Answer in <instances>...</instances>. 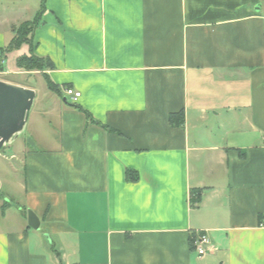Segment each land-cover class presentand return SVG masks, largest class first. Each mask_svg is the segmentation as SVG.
<instances>
[{"label": "crops", "instance_id": "obj_1", "mask_svg": "<svg viewBox=\"0 0 264 264\" xmlns=\"http://www.w3.org/2000/svg\"><path fill=\"white\" fill-rule=\"evenodd\" d=\"M31 52L60 93L0 152V264H264V0H0V79Z\"/></svg>", "mask_w": 264, "mask_h": 264}, {"label": "water", "instance_id": "obj_2", "mask_svg": "<svg viewBox=\"0 0 264 264\" xmlns=\"http://www.w3.org/2000/svg\"><path fill=\"white\" fill-rule=\"evenodd\" d=\"M35 95L33 88L0 79V150L25 131ZM27 222L32 229L39 228V219L31 210Z\"/></svg>", "mask_w": 264, "mask_h": 264}, {"label": "trees", "instance_id": "obj_3", "mask_svg": "<svg viewBox=\"0 0 264 264\" xmlns=\"http://www.w3.org/2000/svg\"><path fill=\"white\" fill-rule=\"evenodd\" d=\"M41 8L38 13L34 16L32 20L22 22L16 29H14V35L12 39L8 42V44L1 49V52H8L13 49H17L22 43H27L30 47L32 44V31L33 29L40 23V12ZM16 64L19 68L25 71H41V75L44 79L45 86L49 91L59 94L60 89H58L57 85H55L48 76L45 75L44 71L52 67V63L50 59L47 57L37 56L31 52L29 56L22 55L17 58ZM180 116L177 123H181L182 116L181 114H171L169 116L170 123L176 122V117ZM125 179L134 181L137 179L136 172L131 169L125 170ZM193 193V191H192ZM196 235L193 236V239ZM192 239V240H193Z\"/></svg>", "mask_w": 264, "mask_h": 264}, {"label": "rangeland", "instance_id": "obj_4", "mask_svg": "<svg viewBox=\"0 0 264 264\" xmlns=\"http://www.w3.org/2000/svg\"><path fill=\"white\" fill-rule=\"evenodd\" d=\"M22 44H25L23 46H27L26 45L27 43H22ZM20 46L18 48H20ZM25 53L27 52L25 51ZM41 74H42L41 71H36V70L25 71L24 70V73L21 74V76L17 75V76L4 77V78L11 80V81H18V83L22 86L32 87L36 91L37 97H39V96L46 94V92L48 91L46 89L45 82ZM12 83H15V82H12ZM15 84H17V82ZM31 111H32L31 112L32 114H35V111H37L36 106H34L31 109ZM31 120H32V116H31L30 122ZM28 135H29V130L28 128H26L25 131L19 136V138H24L25 136H28ZM8 148L10 147L5 146L4 148L0 150V152H3V151L7 152ZM2 200L5 201L7 199L4 197L2 198ZM8 201L9 202H7V205L9 206V208L17 212H18V207L19 209H22L23 211L22 216L25 220H27L28 208L26 207L24 209V207L20 203H17L19 201V197L17 196V194H13L12 199L8 198ZM15 205L17 206L15 207Z\"/></svg>", "mask_w": 264, "mask_h": 264}, {"label": "built area", "instance_id": "obj_5", "mask_svg": "<svg viewBox=\"0 0 264 264\" xmlns=\"http://www.w3.org/2000/svg\"><path fill=\"white\" fill-rule=\"evenodd\" d=\"M63 92L65 96L69 97L71 100H75L80 95L78 91H74L71 88H64ZM193 244H194V249L199 256L211 254L215 250L212 244L210 243L209 238L204 232H200L198 234Z\"/></svg>", "mask_w": 264, "mask_h": 264}]
</instances>
